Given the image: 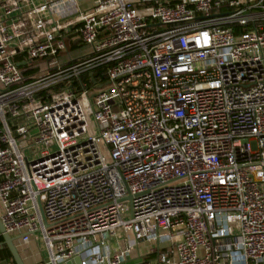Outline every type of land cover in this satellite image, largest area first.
<instances>
[{
  "label": "built area",
  "instance_id": "built-area-1",
  "mask_svg": "<svg viewBox=\"0 0 264 264\" xmlns=\"http://www.w3.org/2000/svg\"><path fill=\"white\" fill-rule=\"evenodd\" d=\"M37 1L0 0L6 233L39 264H264V0Z\"/></svg>",
  "mask_w": 264,
  "mask_h": 264
},
{
  "label": "crops",
  "instance_id": "crops-1",
  "mask_svg": "<svg viewBox=\"0 0 264 264\" xmlns=\"http://www.w3.org/2000/svg\"><path fill=\"white\" fill-rule=\"evenodd\" d=\"M40 0H38L37 2L39 3ZM82 4L86 3L88 0H81ZM91 1H88L86 6H82L83 8H89L91 7ZM74 33L71 32V34H69V36L71 37ZM81 43L79 41L77 42H69V49H73V50H78L79 49V45ZM77 60V59H75ZM2 236V235H0ZM115 247H116V242L114 241ZM17 248L19 250V253L21 255L22 260L24 261L25 264H39L44 258L47 257V252L44 249L42 243H39V245L35 242L32 241L29 245H25L23 246L19 241L17 242ZM6 249L7 246L4 245L3 243H0V260L2 261V264H16L14 263V259L13 257L10 258L8 257V255L6 254ZM9 250V249H8ZM10 252V251H9ZM142 253L145 255L148 253L147 250H142ZM12 256V255H11Z\"/></svg>",
  "mask_w": 264,
  "mask_h": 264
},
{
  "label": "water",
  "instance_id": "water-1",
  "mask_svg": "<svg viewBox=\"0 0 264 264\" xmlns=\"http://www.w3.org/2000/svg\"><path fill=\"white\" fill-rule=\"evenodd\" d=\"M19 66H24V64H19ZM92 76V75H91ZM131 197L128 198L129 201H131ZM0 233L4 239V245L7 246L9 249L14 261L16 264H25L24 261L21 258V255L19 253V250L17 248V242L19 241L20 237H11L9 234L6 233L5 228L2 224L1 217H0ZM64 264H81V259L76 258L72 261L66 262Z\"/></svg>",
  "mask_w": 264,
  "mask_h": 264
},
{
  "label": "rangeland",
  "instance_id": "rangeland-1",
  "mask_svg": "<svg viewBox=\"0 0 264 264\" xmlns=\"http://www.w3.org/2000/svg\"><path fill=\"white\" fill-rule=\"evenodd\" d=\"M87 2H88V1H87ZM87 2L84 3V4H82V6L85 7L86 4H87ZM69 53H70V58H71L72 60H75V59L81 58V57L85 56L86 54H88V53H89V48L86 47V46H84L83 44H80L78 50H77V49H76V50L70 49V50H69ZM70 58H69V59H70ZM119 239L123 240V236H122V234H121V231H120V238H119ZM143 259H144V258L136 259V260H134V261H129V264H132V263H135V262L142 261Z\"/></svg>",
  "mask_w": 264,
  "mask_h": 264
},
{
  "label": "trees",
  "instance_id": "trees-1",
  "mask_svg": "<svg viewBox=\"0 0 264 264\" xmlns=\"http://www.w3.org/2000/svg\"><path fill=\"white\" fill-rule=\"evenodd\" d=\"M3 242H4V239H3L2 236H0V243H3ZM5 251H6V254L8 255V257L12 258L11 253L9 252V250L6 249ZM151 257H154V256H151ZM14 263H15V262H14Z\"/></svg>",
  "mask_w": 264,
  "mask_h": 264
}]
</instances>
